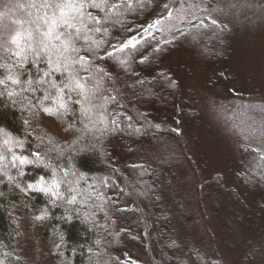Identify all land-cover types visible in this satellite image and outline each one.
<instances>
[{
  "label": "trees",
  "instance_id": "1",
  "mask_svg": "<svg viewBox=\"0 0 264 264\" xmlns=\"http://www.w3.org/2000/svg\"><path fill=\"white\" fill-rule=\"evenodd\" d=\"M8 1L0 0V15ZM176 4L48 0L55 11L44 10L39 32L16 28L19 46L0 49V264H140L136 251L147 264H224L177 235V210L166 196L172 180L133 157L174 134V123L200 120L193 98L182 100L174 65L181 53L211 75L209 83L214 74L235 75L227 25L203 17L161 38L158 25ZM31 35L36 61L27 54ZM44 156L51 169L9 166ZM229 174L228 182L210 181L228 233L231 224L244 229L250 264L264 244V156L241 148ZM41 182L54 184L52 195L28 189Z\"/></svg>",
  "mask_w": 264,
  "mask_h": 264
},
{
  "label": "rangeland",
  "instance_id": "2",
  "mask_svg": "<svg viewBox=\"0 0 264 264\" xmlns=\"http://www.w3.org/2000/svg\"><path fill=\"white\" fill-rule=\"evenodd\" d=\"M58 1L69 3L72 0ZM7 4L10 6L7 12L20 18L22 23L10 18L8 13L0 15L1 24L8 21L13 26L8 30L0 25V49L4 51L8 46H19L14 40L16 28L26 31L34 27L32 32H39L36 26L46 24L44 10L55 11V7H46L48 0H11ZM0 9L6 8L2 6ZM203 17L230 29L229 42L234 51L231 63L235 75L212 74L214 81L209 83L211 75L200 71L197 63L181 53L174 65L181 71L177 77L182 100L187 103L193 98L191 103L200 120L191 125L174 123V134L155 138L141 151H135L133 157L135 162L142 161L156 168L165 181L166 178L172 180L166 196L177 210L175 222L180 238L189 239L207 255L219 257L224 264H248L244 242L240 239L244 241V229L239 224H231L228 233L222 218L226 216L224 208L220 210L223 198L217 195L210 180L214 175H221L228 182L229 173L239 160L243 147L254 148L264 156V0H177L176 6L158 25L161 38H170L190 20ZM32 38L33 35L28 38L27 54L34 55L36 61L39 55L34 54L30 46ZM86 83L94 89L93 82ZM51 104L50 110L56 113V102ZM96 143L92 149L100 151V142L91 141L90 144ZM3 144L8 146L10 142ZM45 159L44 156L23 164L12 159L9 166L21 169L34 164L51 169ZM257 169L261 170L262 165L258 164ZM74 171H77L75 167ZM52 172L56 176L57 173ZM80 179L84 180L83 177ZM53 187L52 183L41 182L28 186V189L52 195ZM237 215L244 218V212L240 210ZM135 254L142 260L140 264H147L146 253L136 251ZM250 264H264V244L255 252Z\"/></svg>",
  "mask_w": 264,
  "mask_h": 264
}]
</instances>
